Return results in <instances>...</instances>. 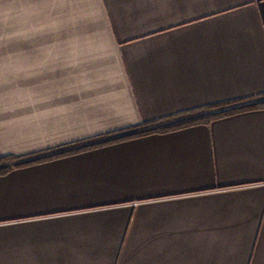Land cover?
Returning <instances> with one entry per match:
<instances>
[{
	"label": "crops",
	"instance_id": "1",
	"mask_svg": "<svg viewBox=\"0 0 264 264\" xmlns=\"http://www.w3.org/2000/svg\"><path fill=\"white\" fill-rule=\"evenodd\" d=\"M262 93L264 0H0V156ZM0 264H264V108L1 174Z\"/></svg>",
	"mask_w": 264,
	"mask_h": 264
},
{
	"label": "trees",
	"instance_id": "2",
	"mask_svg": "<svg viewBox=\"0 0 264 264\" xmlns=\"http://www.w3.org/2000/svg\"><path fill=\"white\" fill-rule=\"evenodd\" d=\"M263 108L264 93L255 97L234 99L230 101L209 104L202 107L181 111L175 115L165 117L163 119L144 122L142 124L135 125L132 127L120 129L99 136L90 137L74 143L61 145L59 147L44 151L43 153L48 152V154L42 156L43 158L38 157L39 153L25 156H0V175L6 174L15 167H21L32 162L38 161L40 159L51 157L56 153L85 150L104 143L115 142L128 137L150 134L153 132H164L199 123L209 124L211 121L218 118H222L243 111ZM191 115H193V117H191Z\"/></svg>",
	"mask_w": 264,
	"mask_h": 264
},
{
	"label": "rangeland",
	"instance_id": "3",
	"mask_svg": "<svg viewBox=\"0 0 264 264\" xmlns=\"http://www.w3.org/2000/svg\"><path fill=\"white\" fill-rule=\"evenodd\" d=\"M197 115V114H196ZM191 117H193V115H191Z\"/></svg>",
	"mask_w": 264,
	"mask_h": 264
}]
</instances>
